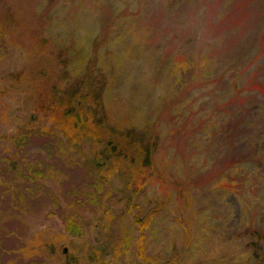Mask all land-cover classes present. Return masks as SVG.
Masks as SVG:
<instances>
[{
	"label": "rangeland",
	"instance_id": "obj_1",
	"mask_svg": "<svg viewBox=\"0 0 264 264\" xmlns=\"http://www.w3.org/2000/svg\"><path fill=\"white\" fill-rule=\"evenodd\" d=\"M67 18L100 20L97 54L124 35L175 61L154 122L128 132L151 168L41 110L46 70L106 117L94 65L54 43ZM247 260L264 264V0H0V264Z\"/></svg>",
	"mask_w": 264,
	"mask_h": 264
},
{
	"label": "trees",
	"instance_id": "obj_2",
	"mask_svg": "<svg viewBox=\"0 0 264 264\" xmlns=\"http://www.w3.org/2000/svg\"><path fill=\"white\" fill-rule=\"evenodd\" d=\"M87 20L67 18L70 23L68 26H62L59 32L51 33L56 46L70 54V64L76 70L84 67L86 74L94 65L96 75H101L98 92L106 109V117L95 121L83 108L77 106L76 96L67 93L61 83L46 70L36 73L40 81L37 85L39 106L42 111L61 117V123L70 135L84 131L96 143L105 144L107 150L115 156L130 159L131 162L138 161L143 167L151 168L153 151L150 142L142 143L128 132L134 127L151 126L154 122L165 95L161 91L166 83L165 74L174 69L175 61L171 60L174 65L170 63L169 68V61L164 62L163 54L151 53L148 47L143 48L136 40L124 35L115 44L108 43L109 49L97 54L99 40L95 24L101 22L88 20L90 24H87ZM50 21L56 25L54 18L51 17ZM45 39L49 42L47 37ZM148 78L156 81L149 92L145 93L142 81ZM115 93L119 97L116 100L113 97ZM105 94H109L107 101H104ZM92 98V94L86 93L81 104ZM117 100H120L118 103L121 106L117 105Z\"/></svg>",
	"mask_w": 264,
	"mask_h": 264
}]
</instances>
